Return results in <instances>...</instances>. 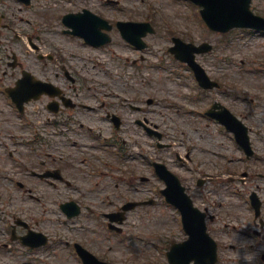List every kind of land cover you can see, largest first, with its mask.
Segmentation results:
<instances>
[{
  "label": "rangeland",
  "instance_id": "374dc122",
  "mask_svg": "<svg viewBox=\"0 0 264 264\" xmlns=\"http://www.w3.org/2000/svg\"><path fill=\"white\" fill-rule=\"evenodd\" d=\"M118 1L121 5L116 9L106 0H35L29 9L37 19L40 41L36 42L42 52L63 58L68 70L96 85L89 89L91 98L87 100L95 109L85 110L83 115L75 113L77 123L85 129L79 144H90L84 153L77 154L85 162L80 167L89 179L78 181L80 189L71 187L69 193L77 195L87 207L84 213L68 220L59 210L60 200L56 206L45 205V210L54 209L55 214L43 213L40 202L27 200L22 204L16 197L12 201L15 207L22 205L34 222L42 215L44 222L51 219L45 226L54 238L55 250L41 252L33 264H81L72 244L80 240L96 254L109 255L113 264H166L168 244L164 240L171 234L178 235L179 220L174 221L176 215L161 200L163 183L150 168L149 160L164 163L180 178L195 205L216 216L208 227L219 242L221 264H234L231 260L235 258L236 264L244 258L254 264L253 258L241 251L249 240L236 234L230 238L227 232L255 227L258 221L250 195H257L264 217V37L238 30L226 35L211 32L201 20L199 9L188 0ZM84 6L105 17L150 21L156 34L145 39L148 47L143 52L128 46L116 33H112L113 41L107 47H90L65 34L61 22L64 12ZM252 8L264 17V0H254ZM25 15L19 25L27 31L29 17ZM173 37L214 46L212 53L197 59L211 79L221 84L219 90L203 91L188 67L169 54ZM148 99L153 100L151 105ZM214 102L227 107L249 128L254 151L251 157H246L231 133L206 115ZM128 103L142 110L135 111ZM108 114L120 117V129L114 127ZM138 121L162 138L149 135ZM118 150L126 154L119 157ZM62 151L68 153L66 148ZM75 158L64 163V172L71 162L79 163ZM29 162V167H36ZM7 166H12L11 161ZM93 170L98 175L90 177L88 171ZM199 180H204L203 185H198ZM132 181L138 189L127 191ZM92 188L93 194L83 196ZM146 197L156 199L158 204L129 214L125 232L134 235L136 241L122 243V236H107L100 230L103 211ZM231 245H236L235 250ZM0 264L24 262L8 254Z\"/></svg>",
  "mask_w": 264,
  "mask_h": 264
},
{
  "label": "flooded vegetation",
  "instance_id": "af4514ba",
  "mask_svg": "<svg viewBox=\"0 0 264 264\" xmlns=\"http://www.w3.org/2000/svg\"><path fill=\"white\" fill-rule=\"evenodd\" d=\"M33 1L29 5H26L20 0H0V144L3 145L2 140L8 135L16 137L14 145L15 152L19 158L18 162L23 167L25 163L30 165V160L35 163V169H26L27 172L20 170L17 173V175L23 180L31 177V180L48 187H53L54 189L56 187L60 188V186H64L65 189L72 187L79 190L80 187H78V181L85 178V171L81 169L80 166L85 162L77 157L78 153L82 154V145H77V142L83 138L84 134L82 123H79L80 127H74V125L77 124V121L74 118L75 113L83 115L85 110H90L92 108L87 102L91 97L85 90L87 88L86 81L80 79L75 72L72 75L67 73L64 65L57 63L56 55L50 53L49 57H51V59H48L47 56L44 57L40 54V50L30 47V44H32L34 40L40 38L34 14L29 10ZM25 13H28L27 17H29L26 22L30 28H28L27 31L24 27L21 28L19 25L25 21ZM25 37L27 38V41L25 40ZM13 45L16 46V49H13ZM32 67L37 68L35 69ZM25 71L29 72L33 78L41 79L43 82L55 87L52 92L56 96L51 98L50 96L43 95L39 100L31 101L27 105L29 106L30 104H33L35 106L33 107L32 112L26 111L25 113V115L33 119H40L45 116V114L50 115V119L53 120L51 123L53 126L50 128H25L19 118L16 117L15 111L9 110L8 108V102H10L14 108L15 106L11 102V98L7 95V91L17 86L19 80L24 77ZM31 83L32 79L28 80V84ZM28 91L29 90L27 89V92ZM25 134L32 135V140L34 142L32 147L26 151L23 149ZM72 137H75L74 141H71ZM63 139L66 141L65 144L61 146L60 142ZM76 145L79 147L72 150ZM62 148H66L68 153H64ZM74 155H76L74 160L79 159V163L75 164L76 161L71 162L70 168L64 172V163ZM5 160L7 161V159H5V152L0 146V168L6 164ZM1 172L2 171L0 170V174ZM46 174H50L49 176H52L56 180L54 181L43 178L42 175ZM88 174L92 177L98 175V171H88ZM60 176L63 177V180L57 179V177ZM6 180L7 178L4 175L0 176L1 200L8 194L5 188ZM29 185L26 187L24 183L20 184L19 192L23 195L22 199L24 200V198L27 197L38 199L35 189L29 187ZM94 191V188L89 189L87 193H83V196L93 194ZM65 193L67 194L66 196L61 192L60 197H72L69 196L68 192ZM55 194H57L56 191L51 196L46 195L43 197L45 201H47V204H50V201L53 200L52 197H55ZM0 207V224L3 222L2 228L0 226L1 261L4 258L5 253L7 255L5 246L8 247V244L11 245V247L16 245L23 249L24 237L31 229L36 228L23 219V221L17 220L18 226L15 228L12 223L9 224V222L3 220V215L8 213L6 211L7 207H2L1 204ZM257 221L258 222L255 223L254 228H247L241 230V232L232 228V233L227 232L230 238L233 234H236L237 236H242L244 239L249 240L252 245L242 246L244 252H249V256H253L264 249V220L258 218ZM25 222H27L28 225H26ZM239 232L242 235H240ZM232 248L235 250L236 245H232ZM10 252H15L17 258H20L24 254L19 248L12 249ZM263 255L264 252L262 253V256ZM262 260L261 264H264L263 257Z\"/></svg>",
  "mask_w": 264,
  "mask_h": 264
},
{
  "label": "water",
  "instance_id": "95a60500",
  "mask_svg": "<svg viewBox=\"0 0 264 264\" xmlns=\"http://www.w3.org/2000/svg\"><path fill=\"white\" fill-rule=\"evenodd\" d=\"M197 4L204 7L202 14L208 24L215 30L218 31H228L235 27H246L250 24L247 23L251 20H255L251 13L249 12V5L251 0H194ZM65 23L75 29V34L86 36L88 34V28H84V19L81 16L70 15L65 17ZM94 20V19H93ZM97 24L102 25V21H96ZM93 21V24L95 22ZM261 28V27H259ZM123 35L130 40L133 44L137 46L140 45L139 42L141 35L145 34L148 28L145 25L140 24H122L121 26ZM152 32V30H151ZM178 49H185L184 53L192 55L194 52H201V48H195L191 45L185 46L184 44H179ZM197 74L200 80H205L203 71L197 66ZM227 113V112H226ZM226 122L230 129L234 130L238 136L240 143L249 148V140L246 136V128H243V133L239 131V126L236 121L227 113ZM174 181H176L174 179ZM173 184V183H172ZM178 189V187H177ZM177 194L174 196V200L181 202L184 206H180L184 213V221L186 224V229L191 235L190 239L183 245H177L173 248L171 255V260L174 264H188V259L185 258L184 263L178 258V255L184 254L185 257L197 260L196 264H214L216 257V246L212 240L206 234L204 224H198L195 216V211L192 209L190 202L183 201L180 199L181 192L176 191ZM193 215V216H192Z\"/></svg>",
  "mask_w": 264,
  "mask_h": 264
}]
</instances>
